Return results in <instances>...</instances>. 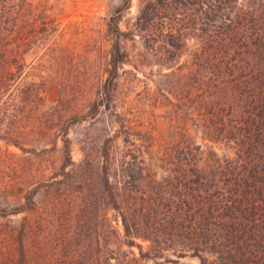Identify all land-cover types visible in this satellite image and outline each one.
Returning a JSON list of instances; mask_svg holds the SVG:
<instances>
[{
    "label": "rangeland",
    "instance_id": "1",
    "mask_svg": "<svg viewBox=\"0 0 264 264\" xmlns=\"http://www.w3.org/2000/svg\"><path fill=\"white\" fill-rule=\"evenodd\" d=\"M226 2V12L236 9ZM218 4L26 0L22 19L13 13L0 58V264L19 261L20 242L29 264H201L177 257L179 246L166 251L170 261L131 260L139 249L124 244L109 191L130 219L162 217L148 204L181 205L186 166L177 152L203 136L192 51L204 9ZM114 15L127 56L106 95ZM213 146L233 155L225 142Z\"/></svg>",
    "mask_w": 264,
    "mask_h": 264
},
{
    "label": "trees",
    "instance_id": "2",
    "mask_svg": "<svg viewBox=\"0 0 264 264\" xmlns=\"http://www.w3.org/2000/svg\"><path fill=\"white\" fill-rule=\"evenodd\" d=\"M234 2V11H225L226 0L204 9L199 43L192 51L190 72L198 89L203 88V118L198 127L203 136L202 143L190 140L177 152L186 166L181 205L172 206L169 200L157 206L148 204L147 208L162 217L149 221L144 217L150 214L145 212L140 220L130 219L128 209L118 206L109 191L122 217L124 244L139 249L138 256L128 251L136 262L170 261L166 251L179 246L174 249L177 257L192 254L201 264H264V0ZM25 3L0 0L1 59L10 50L13 13L15 20L22 19ZM118 19L114 15L110 21L116 37L109 81L104 85L106 95L113 90L114 78L127 56ZM34 28L32 37L37 32ZM220 142L233 155L213 146ZM65 146L71 161L68 138ZM175 229L185 232L179 234ZM145 241L149 242L147 249ZM19 249L22 256L15 264H29L22 242Z\"/></svg>",
    "mask_w": 264,
    "mask_h": 264
}]
</instances>
